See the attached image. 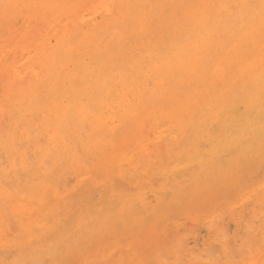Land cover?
<instances>
[{"label": "bare ground", "instance_id": "obj_1", "mask_svg": "<svg viewBox=\"0 0 264 264\" xmlns=\"http://www.w3.org/2000/svg\"><path fill=\"white\" fill-rule=\"evenodd\" d=\"M0 264H264V0H0Z\"/></svg>", "mask_w": 264, "mask_h": 264}]
</instances>
